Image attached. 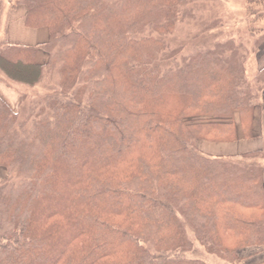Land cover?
<instances>
[{
    "label": "trees",
    "instance_id": "1",
    "mask_svg": "<svg viewBox=\"0 0 264 264\" xmlns=\"http://www.w3.org/2000/svg\"><path fill=\"white\" fill-rule=\"evenodd\" d=\"M200 1H19L50 57L0 36V83L59 81L25 106L18 91L17 110L0 96V264H209L186 256L194 240L238 264L264 247L263 151L198 146L236 141L237 113L252 137L264 71L246 77L243 42L185 54L164 39Z\"/></svg>",
    "mask_w": 264,
    "mask_h": 264
},
{
    "label": "rangeland",
    "instance_id": "2",
    "mask_svg": "<svg viewBox=\"0 0 264 264\" xmlns=\"http://www.w3.org/2000/svg\"><path fill=\"white\" fill-rule=\"evenodd\" d=\"M248 2L249 0H202L195 3L193 5L195 15L185 18L183 23L176 27L174 33L165 36L164 39L171 47L182 44L184 46L183 53L185 54H192L201 47H210L218 42L229 40L243 42L246 46L251 47L244 69L246 77L252 80L259 72L264 71V39H262L259 48L251 51L253 42L264 35V5L259 3L249 4ZM0 4V13H2L4 5H6L5 0H0ZM47 55L48 60L45 63L49 61L50 55L48 52ZM58 81L59 77L55 74L52 78H46L45 82L36 88H26L22 85H14L15 88L6 87L17 93V95L18 91L28 93L27 100L23 104L25 106L30 104L31 101L43 100L46 93L56 88ZM257 109L261 111V114L257 117V127L259 125L264 126V98L261 107ZM235 121L236 126L240 128L238 113ZM203 143L207 142L200 141L198 146L203 147ZM261 150L263 151V158L251 162H260L264 166V146ZM236 157L242 160L241 156ZM190 236L194 240L193 235L190 234ZM194 242L196 247L186 256L202 258L209 264H231L228 261L219 259L217 256L208 254L199 242L196 240Z\"/></svg>",
    "mask_w": 264,
    "mask_h": 264
},
{
    "label": "crops",
    "instance_id": "3",
    "mask_svg": "<svg viewBox=\"0 0 264 264\" xmlns=\"http://www.w3.org/2000/svg\"><path fill=\"white\" fill-rule=\"evenodd\" d=\"M20 0H5V13L1 26L2 35L13 45L35 46L39 49L36 61L44 64L48 60L47 52L40 47L50 40V31L47 27L33 28L27 24L28 8ZM15 88V87H14ZM0 96L14 110L18 108L17 93L9 90L5 84L0 83ZM261 114L257 108L253 116V134L251 138H244L243 130L237 127L238 138L230 143H203L202 151L213 156L241 155L250 151L261 150L264 146V126L257 127L258 115ZM6 170L0 168V180L6 176ZM241 258L239 264H264V247L249 246L238 251Z\"/></svg>",
    "mask_w": 264,
    "mask_h": 264
}]
</instances>
